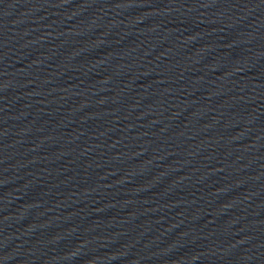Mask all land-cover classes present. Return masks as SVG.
<instances>
[{
    "label": "water",
    "instance_id": "95a60500",
    "mask_svg": "<svg viewBox=\"0 0 264 264\" xmlns=\"http://www.w3.org/2000/svg\"><path fill=\"white\" fill-rule=\"evenodd\" d=\"M0 264H264V0H0Z\"/></svg>",
    "mask_w": 264,
    "mask_h": 264
}]
</instances>
